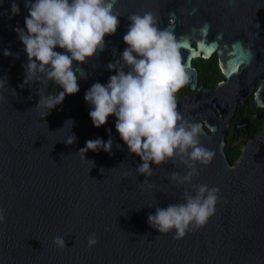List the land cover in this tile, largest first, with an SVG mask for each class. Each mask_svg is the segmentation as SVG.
<instances>
[{
  "label": "water",
  "instance_id": "obj_1",
  "mask_svg": "<svg viewBox=\"0 0 264 264\" xmlns=\"http://www.w3.org/2000/svg\"><path fill=\"white\" fill-rule=\"evenodd\" d=\"M13 2L19 14L11 13ZM25 2L0 0V209L6 216L0 222V264H264V125L246 142L235 164L226 159L221 132L235 101L245 100L253 79L264 70V0H116V33L105 37L103 51L86 63L73 64L86 78L80 75L79 92L66 95L62 103L116 74L102 68L127 47L123 36L132 13L151 12L159 28L173 33L191 87L195 73L189 56H206L219 46L217 59L227 80L213 89L200 85L195 96L176 97L185 120L205 116L212 130H202L200 141L214 156L207 165L196 163L199 175L192 184L170 179L173 172L183 176L188 171L178 158L153 164L151 177L138 175L135 169L142 161L120 138L115 116L101 136L103 125L95 127L90 117L81 126L69 117L67 106L58 117L52 110L34 107L46 85L56 84L43 79L36 86L35 81L24 84L27 54L14 29L26 31ZM171 14L173 20L167 18ZM191 39L196 40L195 51L188 44ZM4 49L14 55L4 56ZM55 50L64 52L58 46ZM109 52L112 58L104 62ZM116 67L127 71L122 62ZM259 80L253 106L264 104V79ZM56 89L52 95L62 91L58 85ZM208 107H216L224 117H216ZM42 114H47L45 122L38 123ZM71 134L77 139L68 145L63 141ZM110 137L111 154L88 150L84 158L78 153L87 140L107 142ZM200 184L220 189L214 214L203 227H190L183 238L174 239V230L160 234L148 224V214L156 207L184 202L185 191L193 192L192 185ZM92 233L98 243L89 247ZM55 236L64 237L65 246L54 244Z\"/></svg>",
  "mask_w": 264,
  "mask_h": 264
},
{
  "label": "clouds",
  "instance_id": "obj_2",
  "mask_svg": "<svg viewBox=\"0 0 264 264\" xmlns=\"http://www.w3.org/2000/svg\"><path fill=\"white\" fill-rule=\"evenodd\" d=\"M115 2L26 0V31L20 27L14 29L27 54V63L23 65L24 84L43 79L62 89L58 95H40L36 106L49 111L62 103L66 95L79 92L73 64L86 63L88 58L103 51L105 37L116 33L120 20L113 13ZM11 13H20L15 2ZM127 18L130 23L123 36L127 47L119 59L108 64V69L115 70L116 74L106 84L96 82L85 91L84 100L91 106L89 116L97 128L106 124L110 115L116 117L115 129L120 138L129 152L142 161L135 169L138 175L151 177L153 164L158 166L178 158L188 171L183 176L173 172L170 179L192 184L193 176L199 175L196 163L209 164L214 152L201 144L202 125L185 120L177 110L175 94L188 82V76L175 37L168 29L157 26L156 16L151 12L132 13ZM57 46L64 52L56 51ZM3 55L14 54L4 49ZM121 62L127 71L116 67ZM80 75L86 78L84 72ZM68 121L73 125L72 120ZM76 139L71 134L63 142L71 145ZM112 145L111 137L107 142L102 138L89 139L78 153H84V158L88 150L103 149L111 154ZM192 188L193 192L185 191L184 202L156 207L154 214H148V224L160 234L174 230V239L183 238L190 227H203L214 214L220 189L206 184L192 185ZM5 221L6 216L0 209V222ZM53 243L63 247L66 242L64 237L55 236ZM96 243L95 233L90 234L88 246Z\"/></svg>",
  "mask_w": 264,
  "mask_h": 264
},
{
  "label": "flooded vegetation",
  "instance_id": "obj_3",
  "mask_svg": "<svg viewBox=\"0 0 264 264\" xmlns=\"http://www.w3.org/2000/svg\"><path fill=\"white\" fill-rule=\"evenodd\" d=\"M167 18L173 20V14L168 15ZM170 19L167 20L166 24L170 25ZM189 46L193 47V51L197 50L196 40L191 39L189 41ZM120 41H117L115 47L118 48ZM219 46H215L213 50L206 56L196 55L189 56L188 64L193 68L195 73V82L194 86H190V80L175 94L176 97H183L185 94L188 96H195L198 91V87L201 85L203 89H213L219 81L224 82L227 80L226 76L220 69V65L217 59V50ZM112 58V53L109 52L108 55L103 59L104 62H109ZM185 66V65H184ZM76 71L77 78L80 77L78 68L74 69ZM104 72L108 75H111V70L108 68H102ZM186 70V66H185ZM236 71H240V66L237 65ZM259 79H264V70L259 74ZM253 79V84L250 88V92L245 96V100L241 103L235 101L234 107L231 115L227 117V123L223 126L222 139H223V150L226 155V159L230 164H235L238 160V157L249 139L254 138L264 125V104L263 105H251V101L254 98V94L257 88L260 86V80ZM40 80H37L34 83V86L38 85ZM56 85L48 83L46 85V90L42 96H49L56 92ZM87 90L84 87L81 91V94L78 99H73L67 103H62L61 106L57 109L56 107L52 109V113L55 116H60V113L67 106L69 107L68 115L71 118L78 119L81 126L86 125L89 122V112L90 109L85 108L84 95ZM40 97L34 101V107L38 103ZM208 110L212 111L213 114L218 118H223L225 113H219L216 107H208ZM46 114L40 115L36 120L41 122L44 120ZM114 120V115L108 117L107 123L101 128L100 135L103 136L109 131V126ZM206 120L205 116L193 117L191 122L198 123L202 125V130L206 134H210L212 130L210 127L203 121ZM239 149V155L234 161L229 159V154L232 150Z\"/></svg>",
  "mask_w": 264,
  "mask_h": 264
},
{
  "label": "trees",
  "instance_id": "obj_4",
  "mask_svg": "<svg viewBox=\"0 0 264 264\" xmlns=\"http://www.w3.org/2000/svg\"><path fill=\"white\" fill-rule=\"evenodd\" d=\"M238 155H239V149L232 150V151L230 152V154H229V159H230L231 161H234V160L237 158Z\"/></svg>",
  "mask_w": 264,
  "mask_h": 264
},
{
  "label": "snow or ice",
  "instance_id": "obj_5",
  "mask_svg": "<svg viewBox=\"0 0 264 264\" xmlns=\"http://www.w3.org/2000/svg\"><path fill=\"white\" fill-rule=\"evenodd\" d=\"M197 53L196 52H192V55H196Z\"/></svg>",
  "mask_w": 264,
  "mask_h": 264
}]
</instances>
